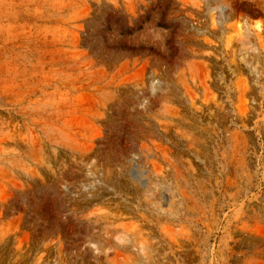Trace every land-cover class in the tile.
Returning a JSON list of instances; mask_svg holds the SVG:
<instances>
[{
	"label": "rangeland",
	"instance_id": "obj_1",
	"mask_svg": "<svg viewBox=\"0 0 264 264\" xmlns=\"http://www.w3.org/2000/svg\"><path fill=\"white\" fill-rule=\"evenodd\" d=\"M0 264H264V0H0Z\"/></svg>",
	"mask_w": 264,
	"mask_h": 264
}]
</instances>
